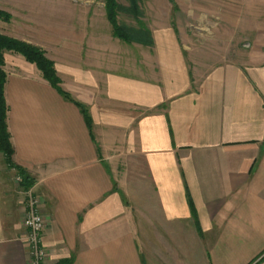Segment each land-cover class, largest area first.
Returning a JSON list of instances; mask_svg holds the SVG:
<instances>
[{
  "label": "crops",
  "instance_id": "crops-1",
  "mask_svg": "<svg viewBox=\"0 0 264 264\" xmlns=\"http://www.w3.org/2000/svg\"><path fill=\"white\" fill-rule=\"evenodd\" d=\"M209 1L217 15L139 0L147 46L113 36L102 2L0 0L13 23L0 32L41 48L92 121L4 52L12 159L40 199L45 264H264V0ZM184 19L209 33L190 38ZM18 177L0 153V264H29Z\"/></svg>",
  "mask_w": 264,
  "mask_h": 264
},
{
  "label": "trees",
  "instance_id": "trees-1",
  "mask_svg": "<svg viewBox=\"0 0 264 264\" xmlns=\"http://www.w3.org/2000/svg\"><path fill=\"white\" fill-rule=\"evenodd\" d=\"M129 1L130 8L127 9V11L134 16L137 27H125V25H121L118 22L117 13L120 6L116 0H106L105 2L107 18L112 26L113 36L125 42H137L143 45L151 46L153 44L151 31L140 19L139 0ZM9 18L10 15L8 13L0 10L1 20L8 21ZM6 51H12L21 54L28 62L35 64L36 67L41 71L43 78L49 81L52 87L55 88L64 99L71 101L78 106L89 130L92 128V121L87 108L83 104L72 100L70 95L61 89V81L55 70L54 63L45 56V52L41 48L0 34V153L2 154L5 164L8 167L18 170L19 174L21 175L24 187L29 188L32 185L33 180H31L28 175H25V172L22 170V168L16 165L12 159L14 148L11 143V135L7 125L8 106L4 96V87L7 75L3 70V56L4 52ZM71 262L72 259H68L61 260L54 264H71Z\"/></svg>",
  "mask_w": 264,
  "mask_h": 264
},
{
  "label": "rangeland",
  "instance_id": "rangeland-1",
  "mask_svg": "<svg viewBox=\"0 0 264 264\" xmlns=\"http://www.w3.org/2000/svg\"><path fill=\"white\" fill-rule=\"evenodd\" d=\"M83 1L85 4L95 3L98 5H101V2H102L104 4V6H105V2H106V0H83ZM170 1H173L175 4H177V0H169V2ZM178 1L181 2L182 4L184 3L183 6L185 5L187 7H196V6H203L204 7L205 6L208 9H213L215 11H213L212 15H217V13H215V12L219 10L218 4L213 5V3H211L209 0H178ZM116 2L120 6L118 13H117L118 22L121 25H125V27H137V23H136L134 16L127 11V9L130 8V1L129 0H116ZM241 3H243L242 5L244 8H246V7H248V9L251 8V3H252L251 0H227L228 10L231 7V5H235V4L239 5ZM171 6L173 7V4H171ZM139 7H140V4H139ZM238 7H240V6H238ZM260 7L264 8V4L261 3ZM139 10H140V8H139ZM245 12H246V10H245ZM261 16H264V11H261ZM140 17H141V12H140ZM208 17L211 20H213L214 22L218 21L211 16H208ZM243 17L246 19L248 17L247 13H244ZM11 18H12V16L10 15L9 20L5 22L6 25H1L3 23H1V21H0V26H4L5 29L7 28L9 31L12 32L11 25L13 23H11L12 22ZM218 18H219V16H218ZM262 21H264V20H262ZM182 23H183V29H185L187 31L188 36L190 38L202 37L203 35H205V33H209V31H207L208 29H207L206 24L199 23V21L197 19L196 20L184 19L182 21ZM6 31L4 32L5 34H3L2 32H0V34H3L7 37H11L10 34L7 33L8 31L7 32ZM210 33L211 34L213 33L212 36H215V35L218 36L220 31L217 30V32H216V30L213 26ZM17 40H20V39H17Z\"/></svg>",
  "mask_w": 264,
  "mask_h": 264
},
{
  "label": "built area",
  "instance_id": "built-area-1",
  "mask_svg": "<svg viewBox=\"0 0 264 264\" xmlns=\"http://www.w3.org/2000/svg\"><path fill=\"white\" fill-rule=\"evenodd\" d=\"M19 184L22 178L16 180ZM25 213L22 225L26 229L23 241L29 254V264H45L48 258V252L42 245V234L46 228V219L40 212V199L34 194L32 189H24Z\"/></svg>",
  "mask_w": 264,
  "mask_h": 264
}]
</instances>
